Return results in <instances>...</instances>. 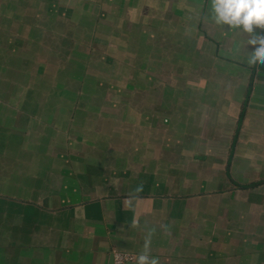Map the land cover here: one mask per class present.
Segmentation results:
<instances>
[{
    "label": "crops",
    "instance_id": "obj_1",
    "mask_svg": "<svg viewBox=\"0 0 264 264\" xmlns=\"http://www.w3.org/2000/svg\"><path fill=\"white\" fill-rule=\"evenodd\" d=\"M249 39L211 0H0V264H264Z\"/></svg>",
    "mask_w": 264,
    "mask_h": 264
},
{
    "label": "clouds",
    "instance_id": "obj_2",
    "mask_svg": "<svg viewBox=\"0 0 264 264\" xmlns=\"http://www.w3.org/2000/svg\"><path fill=\"white\" fill-rule=\"evenodd\" d=\"M212 19L217 25L228 26L229 30L249 34L248 45L254 47L249 53L248 63L264 66V0H211ZM261 29L262 33H257ZM138 264H157L149 260L147 245L138 256Z\"/></svg>",
    "mask_w": 264,
    "mask_h": 264
},
{
    "label": "built area",
    "instance_id": "obj_3",
    "mask_svg": "<svg viewBox=\"0 0 264 264\" xmlns=\"http://www.w3.org/2000/svg\"><path fill=\"white\" fill-rule=\"evenodd\" d=\"M134 260V256L127 252L114 251L113 264H130Z\"/></svg>",
    "mask_w": 264,
    "mask_h": 264
}]
</instances>
